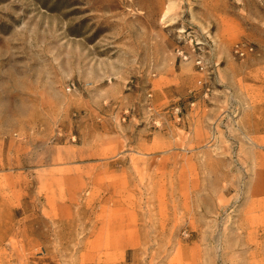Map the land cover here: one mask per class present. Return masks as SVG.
Instances as JSON below:
<instances>
[{
    "label": "rangeland",
    "instance_id": "rangeland-1",
    "mask_svg": "<svg viewBox=\"0 0 264 264\" xmlns=\"http://www.w3.org/2000/svg\"><path fill=\"white\" fill-rule=\"evenodd\" d=\"M0 264H264V0H0Z\"/></svg>",
    "mask_w": 264,
    "mask_h": 264
},
{
    "label": "built area",
    "instance_id": "built-area-1",
    "mask_svg": "<svg viewBox=\"0 0 264 264\" xmlns=\"http://www.w3.org/2000/svg\"><path fill=\"white\" fill-rule=\"evenodd\" d=\"M252 47H245V46H235V51L234 53L236 55H238L239 57H243L249 53H252ZM196 66H199L200 70L202 71L203 70V67H202V62L200 60L196 61Z\"/></svg>",
    "mask_w": 264,
    "mask_h": 264
},
{
    "label": "bare ground",
    "instance_id": "bare-ground-1",
    "mask_svg": "<svg viewBox=\"0 0 264 264\" xmlns=\"http://www.w3.org/2000/svg\"><path fill=\"white\" fill-rule=\"evenodd\" d=\"M166 17H163V19H165Z\"/></svg>",
    "mask_w": 264,
    "mask_h": 264
}]
</instances>
